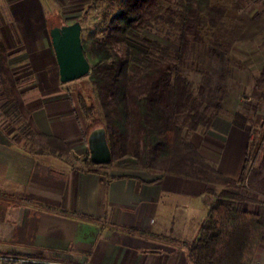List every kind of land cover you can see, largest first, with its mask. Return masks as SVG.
Listing matches in <instances>:
<instances>
[{
  "label": "crops",
  "instance_id": "1",
  "mask_svg": "<svg viewBox=\"0 0 264 264\" xmlns=\"http://www.w3.org/2000/svg\"><path fill=\"white\" fill-rule=\"evenodd\" d=\"M43 6L42 0H0V38L9 59L15 42L28 58L34 79L21 83L19 91L32 86L35 95L23 99L34 126L82 157L94 128L86 135L67 105L59 114L62 104L48 103L53 82L48 69L55 56ZM2 101L0 255L22 256L29 264H191L186 246L195 240L215 199L206 191L210 185L145 169L122 172L117 167L114 174H105L67 157L36 153L37 145L21 135V117L8 116ZM190 140L221 174L238 178L248 140L243 129L219 115ZM251 264H264V242Z\"/></svg>",
  "mask_w": 264,
  "mask_h": 264
},
{
  "label": "trees",
  "instance_id": "2",
  "mask_svg": "<svg viewBox=\"0 0 264 264\" xmlns=\"http://www.w3.org/2000/svg\"><path fill=\"white\" fill-rule=\"evenodd\" d=\"M161 1L167 6L163 7ZM225 13V7L213 4L212 0H122L103 37L93 39L90 46L82 45L92 64L89 79L95 95L93 102L99 103L104 120V124L93 128H104L111 154L110 162L102 165L93 164L88 158L85 168L97 170L95 166L117 163L118 167L126 165L130 170L171 173L221 187L219 191L206 187L215 199L195 240L186 246L191 264H251L264 241V203L257 199L259 194L264 196V177L258 182L260 187L251 188L252 196L246 194L254 171L250 142L241 172L233 179L221 174L190 140L194 131L209 129L221 110V82L228 72L222 54L230 51L234 42ZM159 21L174 27L171 45L160 37L152 39L141 33ZM128 38L144 45L146 50L130 45ZM198 54L219 57V75L217 81L213 79L203 57L202 81L193 88L183 70L189 59L190 66L198 63L193 58ZM8 58L0 38V98L6 97V114L21 117V135L31 145H37L36 153L67 157L70 149L62 139L43 134L34 126L19 91L20 80L7 65ZM253 91L264 98V64L255 78ZM95 103L87 107L79 98L85 118L94 113ZM230 121L244 129L247 116L236 112ZM253 203L258 204L256 210L244 208V204Z\"/></svg>",
  "mask_w": 264,
  "mask_h": 264
},
{
  "label": "rangeland",
  "instance_id": "3",
  "mask_svg": "<svg viewBox=\"0 0 264 264\" xmlns=\"http://www.w3.org/2000/svg\"><path fill=\"white\" fill-rule=\"evenodd\" d=\"M121 2L122 0H42L48 16V30L51 26L68 23L67 21L77 18L81 23V40L84 46H90L93 39L103 37L107 32L110 18L118 12ZM161 2L163 7L167 6L166 2ZM212 3L225 7V18L227 23L231 25L234 38L230 51L222 54L227 60L228 72L225 80L221 82L224 85V92L219 115L229 120L236 112L247 116L246 126L243 131L248 138L247 143L249 141L251 145V147L249 145L250 154L252 155L251 166L254 171L249 177L246 194L252 196L254 189L251 188L260 187L258 182L260 178L264 177V98L257 97L253 91L255 78L264 64V0H212ZM7 25V28L11 30L10 24ZM141 33L152 39L160 37L162 42L169 45L172 44V40L175 37L174 27L165 21L153 22L150 29ZM164 38L168 41H165ZM127 41L132 46L146 50L144 45L132 39L128 38ZM18 43H13L11 50L9 49L13 52V55L10 59L8 58L7 65L13 68L16 78L20 80L19 86H21V83L34 79V75L29 70L28 58L21 51L22 46ZM203 57L204 66L207 67L213 79L217 81L219 75V57L204 54L195 55L193 58L198 63L195 66H190L191 59H189L183 70V74L192 81L193 88L202 81L203 72L200 62ZM89 63L90 72L87 75L66 83L59 81L58 67L55 60H53L51 68L48 69V73L53 79L52 85L48 87V103L60 102L62 108H57L58 105H61L60 103H57V109L55 108L59 114L64 113L67 107L68 112L77 114L80 129H84L86 135L96 124H104L99 103L93 102L92 98L95 95L92 93V83L89 79L92 68L91 62ZM21 90L23 98L35 95L34 93L32 94V86L30 85L22 87ZM0 91H2V87H0ZM2 95L3 92H0V96ZM79 98L83 99L87 107L95 103L96 110L90 117H84L79 105ZM35 99L32 101H35ZM1 100L6 102V97ZM7 102V104L12 106V102ZM63 105H67V107ZM8 107L10 110V105ZM12 123H14V127H17L19 122L15 123V120H13ZM201 131L197 130L194 132ZM229 139L232 140L233 136L229 137ZM88 152L89 150L85 146L83 158L78 152L77 154L70 152L67 158L70 163L85 168L84 161L88 160ZM116 164L113 163L108 167L95 166L94 169L105 174H110V172L114 174L118 170ZM118 168H121L122 172L124 170L130 171V168L126 165H120ZM210 186L214 189L220 187V185L216 184H210ZM257 199L264 203L262 194H259ZM257 207L258 204L256 203L244 204L245 209L256 210Z\"/></svg>",
  "mask_w": 264,
  "mask_h": 264
},
{
  "label": "water",
  "instance_id": "4",
  "mask_svg": "<svg viewBox=\"0 0 264 264\" xmlns=\"http://www.w3.org/2000/svg\"><path fill=\"white\" fill-rule=\"evenodd\" d=\"M48 33L58 67L59 81L66 83L87 75L90 72V63L82 47L80 21L51 26ZM87 143L92 163L110 162L111 154L103 127L94 128L88 135Z\"/></svg>",
  "mask_w": 264,
  "mask_h": 264
},
{
  "label": "built area",
  "instance_id": "5",
  "mask_svg": "<svg viewBox=\"0 0 264 264\" xmlns=\"http://www.w3.org/2000/svg\"><path fill=\"white\" fill-rule=\"evenodd\" d=\"M30 260L16 255H0V264H29Z\"/></svg>",
  "mask_w": 264,
  "mask_h": 264
}]
</instances>
